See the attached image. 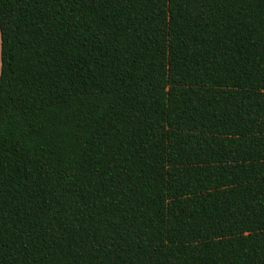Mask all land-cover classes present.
<instances>
[{
  "label": "trees",
  "instance_id": "obj_1",
  "mask_svg": "<svg viewBox=\"0 0 264 264\" xmlns=\"http://www.w3.org/2000/svg\"><path fill=\"white\" fill-rule=\"evenodd\" d=\"M0 264H264V0H0Z\"/></svg>",
  "mask_w": 264,
  "mask_h": 264
}]
</instances>
